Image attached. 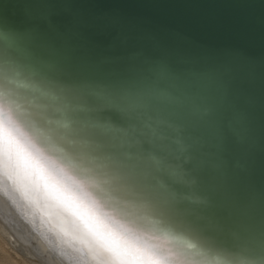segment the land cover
<instances>
[{
	"label": "snow or ice",
	"instance_id": "6c2138e0",
	"mask_svg": "<svg viewBox=\"0 0 264 264\" xmlns=\"http://www.w3.org/2000/svg\"><path fill=\"white\" fill-rule=\"evenodd\" d=\"M33 150L152 237L139 264H264V133L225 73L121 67L24 4L0 16V176Z\"/></svg>",
	"mask_w": 264,
	"mask_h": 264
},
{
	"label": "water",
	"instance_id": "95a60500",
	"mask_svg": "<svg viewBox=\"0 0 264 264\" xmlns=\"http://www.w3.org/2000/svg\"><path fill=\"white\" fill-rule=\"evenodd\" d=\"M24 4L51 10L78 44L121 67L136 61L142 69L162 64L174 72L225 73L257 139L264 133V0H0V16L17 17ZM31 152L83 193L123 237L140 246L152 239L57 160Z\"/></svg>",
	"mask_w": 264,
	"mask_h": 264
},
{
	"label": "bare ground",
	"instance_id": "6f19581e",
	"mask_svg": "<svg viewBox=\"0 0 264 264\" xmlns=\"http://www.w3.org/2000/svg\"><path fill=\"white\" fill-rule=\"evenodd\" d=\"M55 172L32 152L20 154L13 166L15 186L0 176L3 228L46 264H139L137 254L145 246L123 237L83 193L57 179Z\"/></svg>",
	"mask_w": 264,
	"mask_h": 264
},
{
	"label": "rangeland",
	"instance_id": "374dc122",
	"mask_svg": "<svg viewBox=\"0 0 264 264\" xmlns=\"http://www.w3.org/2000/svg\"><path fill=\"white\" fill-rule=\"evenodd\" d=\"M0 224V264H46L33 248L27 247L3 228V222Z\"/></svg>",
	"mask_w": 264,
	"mask_h": 264
}]
</instances>
